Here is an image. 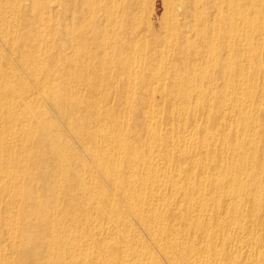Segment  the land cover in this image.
<instances>
[{"label": "bare ground", "instance_id": "1", "mask_svg": "<svg viewBox=\"0 0 264 264\" xmlns=\"http://www.w3.org/2000/svg\"><path fill=\"white\" fill-rule=\"evenodd\" d=\"M161 258L264 264V0H0V264Z\"/></svg>", "mask_w": 264, "mask_h": 264}, {"label": "rangeland", "instance_id": "2", "mask_svg": "<svg viewBox=\"0 0 264 264\" xmlns=\"http://www.w3.org/2000/svg\"><path fill=\"white\" fill-rule=\"evenodd\" d=\"M165 1L166 0H154V8L156 9V12H157L158 17H161L163 15ZM49 4L52 5V6H54L53 5V2H50ZM154 20H156V19L154 18ZM65 49H69V46H66ZM166 86H167V83H164V82H157V83H154V85H153L154 88H160V89L161 88L162 89H166L167 88ZM155 94H156V99L157 100H160L161 99V95L159 94V92H156ZM46 174H47V176H51V174L49 172H47ZM73 226H75V225H73ZM138 229H139V227H138ZM142 237L147 241V243H149L152 246V248L155 250V252H157L155 246H153L151 244L149 238L147 236H145L144 234L142 235ZM107 244H108V248H111L112 243L107 241ZM163 262H164V260H163ZM164 264H166V263L164 262Z\"/></svg>", "mask_w": 264, "mask_h": 264}]
</instances>
